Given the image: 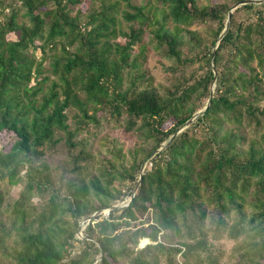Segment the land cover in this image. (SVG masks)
I'll return each instance as SVG.
<instances>
[{"label":"trees","instance_id":"16d2710c","mask_svg":"<svg viewBox=\"0 0 264 264\" xmlns=\"http://www.w3.org/2000/svg\"><path fill=\"white\" fill-rule=\"evenodd\" d=\"M14 1L0 0V132L16 136L0 150V180L14 182L56 132L78 147L69 108L77 123L121 120L140 140L114 143L103 157L111 170L86 181L32 183L29 166L4 206L0 264H222L209 235L233 242L224 264H264V0H232L245 2L232 12L225 1L99 0L86 13V0ZM150 50L170 63L166 87L146 74ZM141 239L151 243L138 248Z\"/></svg>","mask_w":264,"mask_h":264},{"label":"rangeland","instance_id":"374dc122","mask_svg":"<svg viewBox=\"0 0 264 264\" xmlns=\"http://www.w3.org/2000/svg\"><path fill=\"white\" fill-rule=\"evenodd\" d=\"M115 1L120 4L121 8H125V3L122 0H109L110 3ZM220 1H225L229 5V12H232L235 6L243 4L241 2H232V0H196L198 5H206L208 3L215 4ZM259 1L260 0H253V2L255 3ZM129 2L133 5L147 4V6H150L154 4V0H129ZM6 3L13 4V6L15 7L18 6V3L15 1L12 2V0H6ZM89 9L99 10V0H86V3L81 5L79 10L82 13H86ZM5 13H7V11H5ZM17 20L18 22L23 21L20 17H18ZM1 21L2 17L0 15V22ZM119 21L123 30L127 31V24L119 20V17H117V22ZM203 27V25L194 24L191 28L198 30L202 35H204L202 31ZM7 40H15V36L13 34H9L7 36ZM117 40L121 44L124 43L123 38L118 37ZM61 47L62 45L59 44L57 45L55 50H47L45 61L43 64V70L47 72L45 75L49 74L50 76H52L50 74V64L52 63L55 56H61ZM214 47L215 46H213L212 48ZM161 54V52H155L153 50L149 51L147 55V63L145 65L146 74H148L147 76H149L153 80V86L162 85L166 87L169 82L168 77L170 74L167 71V67L170 63L169 61L164 59ZM33 55L37 58V56H39V53L35 52ZM48 84L49 83L47 82L46 86ZM211 88L213 89L214 85H211ZM75 113L76 110L73 108H69L66 110L67 123L69 124L70 128H74L76 126H81L82 128L81 134L75 137V140L80 141L78 147H75L73 149L69 148L66 145L62 133L56 132L53 142L46 143L37 149L38 152H41V155H36L33 158L31 155H29V160L32 159V161L30 163L25 164V167L21 169V171L17 174L16 178H14V182H9L6 179L0 180V191L2 192L3 200L2 205L0 207V223L2 224V226H0V235L7 236L6 232L10 231L12 224L8 217V214L4 212L5 203L13 202L14 200L20 198V193L23 191L24 185L27 182L25 179V173L27 172V168L29 169V166L33 168V170L31 171L30 179L32 183L38 182L42 185H47L48 183L46 182V178H48L49 182L52 185H55L57 183L64 184L66 180L86 181L88 180V178L98 176L100 174V171H103L104 169L106 171L111 170L109 165L106 164V161L105 159H103V157H109L107 149L111 150L114 143H116V145L122 146L123 149L126 150L127 148L136 145L140 140L136 132L126 131L124 127H122L121 120L115 121L114 118L105 116L98 117L97 120L99 123L95 126L93 122H90L88 120L84 122L80 121L79 123H77L76 119L73 117ZM15 142L16 136L13 133L6 131L0 132V150L2 152H7ZM164 144L165 143H163V145ZM161 148L162 147L160 146L154 151H159ZM153 152L151 153V155L153 154ZM81 155H87V157L84 158ZM146 161L147 159L144 161V165L147 163ZM75 165H79L81 167V171L75 172V170L73 169ZM120 188L123 189V192H127L126 189H124L125 187L122 186ZM134 189L135 188L128 192H131L133 194ZM128 196L130 195L126 194L123 197V200L118 202V205L124 206L127 202ZM106 210L107 209L102 211H96L93 214H105ZM88 220L89 218L80 221L79 230L77 231V236L79 238L83 237L82 228ZM11 236H13V234ZM144 240L147 239L139 240L137 246L138 248H142L145 245L151 243L148 240L144 242ZM207 242L213 243V248H211V252H213L214 255H219L220 253L223 254V256L221 257L222 264L228 261L226 256L229 252V248L233 244L232 241L227 240L226 238H222L221 240L217 241V239H213V237L209 235ZM10 243L11 238L6 237L5 244L9 245ZM74 245L76 246L77 243H74ZM98 258L99 257H96L92 264H96ZM177 260H180V258L177 257Z\"/></svg>","mask_w":264,"mask_h":264},{"label":"water","instance_id":"95a60500","mask_svg":"<svg viewBox=\"0 0 264 264\" xmlns=\"http://www.w3.org/2000/svg\"><path fill=\"white\" fill-rule=\"evenodd\" d=\"M260 1H262V0H260ZM241 3H245V2H241ZM213 54H214V51H212V55H213ZM214 74H215V71H214ZM189 122H190V121H189ZM160 146L163 147L164 145L162 144V145H160ZM156 151H157V150H156ZM156 151H154L153 154H154ZM153 154H152V155H153ZM143 167H144V164H143ZM93 216H95V214H93L92 217H93Z\"/></svg>","mask_w":264,"mask_h":264},{"label":"clouds","instance_id":"9594fccd","mask_svg":"<svg viewBox=\"0 0 264 264\" xmlns=\"http://www.w3.org/2000/svg\"><path fill=\"white\" fill-rule=\"evenodd\" d=\"M128 199H129V198H128ZM128 199H127V200H128ZM125 205H127V204H125ZM125 205H124V206H125ZM107 210H108V209H107ZM107 210H106V213L108 212ZM106 213H105V214H106ZM87 222H88V221H87Z\"/></svg>","mask_w":264,"mask_h":264}]
</instances>
